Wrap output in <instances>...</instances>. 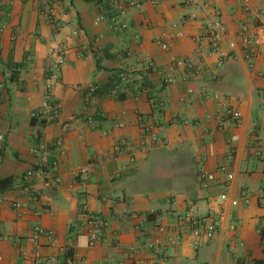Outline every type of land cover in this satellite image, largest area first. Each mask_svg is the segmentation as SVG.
Listing matches in <instances>:
<instances>
[{
  "label": "crops",
  "instance_id": "0c3cea01",
  "mask_svg": "<svg viewBox=\"0 0 264 264\" xmlns=\"http://www.w3.org/2000/svg\"><path fill=\"white\" fill-rule=\"evenodd\" d=\"M138 1L122 10L125 0H0V180L13 179L0 189V264H28L34 246L27 237L36 225L53 232L56 242L42 236L38 249L56 264L67 251L85 264H116L132 247L154 261L144 249L145 230L176 225L188 200L206 217L210 199L223 210L213 238L193 248L184 235L162 250L166 264H264V51L248 69L239 49L234 55L229 48L248 20L242 0ZM249 6L252 15L264 14V0ZM214 10L227 29L217 52L196 39ZM60 46L65 63L52 81L47 68ZM118 70L127 80L115 94L105 85ZM90 85L97 89L89 95ZM47 93L56 118L42 109ZM226 107L240 112L239 125L219 129ZM33 114L47 121L40 139L51 165L43 171L34 168L41 129L31 125ZM144 126L167 144L141 153ZM85 166L82 183L75 173ZM196 168L213 174L207 188ZM29 170L35 203L21 190ZM13 202L23 207L14 210ZM82 206L103 224L94 248L87 246Z\"/></svg>",
  "mask_w": 264,
  "mask_h": 264
},
{
  "label": "built area",
  "instance_id": "2783aa9c",
  "mask_svg": "<svg viewBox=\"0 0 264 264\" xmlns=\"http://www.w3.org/2000/svg\"><path fill=\"white\" fill-rule=\"evenodd\" d=\"M151 4H156L155 0H146ZM113 5H118L119 0H111ZM194 0H188V3H193ZM202 5L206 8L207 3L202 2ZM140 3L138 0H125V8L139 7ZM241 8L243 13L247 15L248 20L241 22L239 29L235 33L236 40L229 42V48L233 51L238 49L240 51L242 60L248 69H253L255 67V60L261 51H264V23L260 21V18H264V14H259L254 16L251 14V9L249 6V0H242ZM220 12L214 10L213 20L209 22L206 26V33L203 37H197V41L206 40L209 43L210 49L212 52H217L219 45L226 35L227 29L222 21L219 19ZM101 18L97 17L95 19V24L101 22ZM161 44V48L167 50L168 47L166 44ZM53 61L47 68L48 79L52 81L59 80V72L61 67L65 63V48L60 46L57 47L52 53ZM222 62V58L219 59V64ZM183 62H177L176 65L180 66ZM148 69L155 72L156 65L152 61H148ZM119 82L114 84V87L111 91L115 94H118V88L120 83H123L127 80L126 72L122 71L117 75ZM166 83H170L171 79H166ZM97 87L95 85H90L87 89V93L93 94L96 91ZM123 92V91H122ZM42 109L50 116V118H56L58 115L57 108H54L51 103V95L47 93L42 102ZM38 115L33 114L32 117ZM241 114L238 110L226 107L222 114L217 116V126L219 129H230L235 128L239 125ZM90 120V119H89ZM45 126L40 125L39 131L35 132V137L38 139V143L35 146V151L33 153L36 158L34 168L37 170H45L50 167L51 162L47 154V146L40 139L42 135V130ZM141 136L139 143V151L141 153H147L152 149L164 146L167 144V140L159 137L151 126H144L141 129ZM124 145L125 143H120ZM118 150L119 148H115ZM133 158H130V162H133ZM89 173V167H82L77 173L76 177L80 178L82 183H85L87 179V174ZM34 175L33 170L25 172L21 176V190L28 197V199L35 203L37 202L38 195L33 192L31 189V179ZM198 179L203 188L208 187V182L213 181L214 177L212 173L204 171L202 168L199 169ZM249 195L247 192H241V199L244 203H247ZM237 201H233L232 205H237ZM11 207L14 210H19L23 207L20 202H13ZM207 214L206 217L199 215V209L197 203L193 200H188L185 203V209L176 214L175 220L176 225L165 227L160 224L153 225L151 228L145 230L146 243L144 249L149 251L155 256L154 261H150L148 258H141L138 254L137 248H130L122 252V256L117 264H166L167 256L163 253L162 250L165 249L166 245H178L181 243L184 235H188L192 238L191 246L193 248L199 247L204 241L210 240L213 238L215 232L220 226L221 219L223 216V210L220 203L216 199H210L207 202ZM83 215L85 216V222L87 225V246L88 248L96 247L100 242L103 234V224L97 215L92 214L88 211L86 206H82L81 209ZM136 218V216H133ZM140 225L135 226V230H140ZM169 232L176 233L177 236L174 238L167 237L166 234ZM45 237L48 239V243H55L56 239L52 231H47L42 229L39 225H36L32 228L30 235L27 237V240L33 244L34 249L30 257L27 259L28 264H56V257H45L43 256L38 249V239L40 237ZM3 239L0 237V240ZM264 249V242H263ZM69 252V251H67ZM23 257L25 253L21 254ZM67 255V254H66ZM64 264H85V259L83 257L67 255Z\"/></svg>",
  "mask_w": 264,
  "mask_h": 264
},
{
  "label": "trees",
  "instance_id": "16d2710c",
  "mask_svg": "<svg viewBox=\"0 0 264 264\" xmlns=\"http://www.w3.org/2000/svg\"><path fill=\"white\" fill-rule=\"evenodd\" d=\"M87 2H95V3H102V2H107L109 0H85ZM122 70H118L116 71V74H114L106 83L105 88L108 90H112V88L114 87L115 83L119 82V79L117 77L118 73H120ZM41 125V126H45L47 124V121L45 119H39L38 116L36 117H32L31 118V125ZM198 172H199V168H196V176H198ZM13 179L9 178V179H3L0 180V189L2 190L3 188H6V186L10 185L12 183ZM67 255H69V252H67Z\"/></svg>",
  "mask_w": 264,
  "mask_h": 264
},
{
  "label": "rangeland",
  "instance_id": "374dc122",
  "mask_svg": "<svg viewBox=\"0 0 264 264\" xmlns=\"http://www.w3.org/2000/svg\"><path fill=\"white\" fill-rule=\"evenodd\" d=\"M117 263H118V261H117ZM117 263H116V264H117Z\"/></svg>",
  "mask_w": 264,
  "mask_h": 264
}]
</instances>
